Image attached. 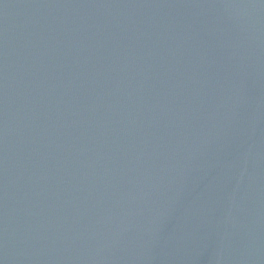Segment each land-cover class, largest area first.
<instances>
[{
  "label": "water",
  "instance_id": "1",
  "mask_svg": "<svg viewBox=\"0 0 264 264\" xmlns=\"http://www.w3.org/2000/svg\"><path fill=\"white\" fill-rule=\"evenodd\" d=\"M0 264H264V0H0Z\"/></svg>",
  "mask_w": 264,
  "mask_h": 264
}]
</instances>
